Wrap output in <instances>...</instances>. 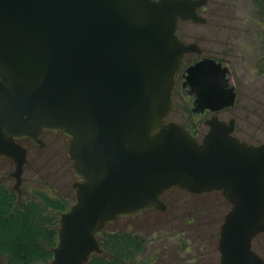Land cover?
<instances>
[{
  "label": "water",
  "instance_id": "water-1",
  "mask_svg": "<svg viewBox=\"0 0 264 264\" xmlns=\"http://www.w3.org/2000/svg\"><path fill=\"white\" fill-rule=\"evenodd\" d=\"M205 0H0V155L15 163L21 195L29 138L70 137L76 202L59 220L48 264H88L118 217L165 211L173 187L221 191L231 204L221 226V264H264L253 240L264 232V142L235 135L218 113L236 102L227 66L189 69L194 111L209 109L207 134L168 121L176 74L198 49L179 23L204 21Z\"/></svg>",
  "mask_w": 264,
  "mask_h": 264
},
{
  "label": "rangeland",
  "instance_id": "rangeland-1",
  "mask_svg": "<svg viewBox=\"0 0 264 264\" xmlns=\"http://www.w3.org/2000/svg\"><path fill=\"white\" fill-rule=\"evenodd\" d=\"M219 15L228 26L223 29L226 37L212 40L208 27L193 22L183 23L179 34L186 41H198L208 55L222 58L231 72V84L236 88V106L221 113L223 120L235 118V135L249 143L264 142V21L257 17L258 10L252 0H219ZM255 15L260 24L255 25ZM224 65V64H223ZM226 66V65H224ZM175 108L169 121L192 127L198 124L200 134L207 133V125L198 122L201 116H192L180 106L183 102L190 109L192 99H181L175 95ZM180 101V102H178ZM186 127V128H188ZM43 148L23 141L28 149V162L25 165L21 184L22 200L35 198V191H43L50 196L66 195L74 191L77 181L73 162L68 154L70 137L64 132L44 131ZM15 163L0 160V174L11 172L10 183L16 180L11 176ZM170 195L178 196L177 201H169ZM169 208L150 210L136 217L118 218L109 224L108 231L133 230L148 239L145 258L149 264H220L217 249L221 226L231 206L223 195L210 192L189 195L175 189L164 197ZM170 202V203H169ZM258 243L254 248L261 251ZM147 261V262H148Z\"/></svg>",
  "mask_w": 264,
  "mask_h": 264
},
{
  "label": "trees",
  "instance_id": "trees-1",
  "mask_svg": "<svg viewBox=\"0 0 264 264\" xmlns=\"http://www.w3.org/2000/svg\"><path fill=\"white\" fill-rule=\"evenodd\" d=\"M259 5L264 16V0ZM262 64L264 68V56ZM0 160L12 162L1 155ZM10 173L0 174V264H48L59 242L60 216L76 202L75 192L53 197L37 190L35 198L22 200ZM108 226L99 237L101 252L88 264H148L145 236L133 230L108 231Z\"/></svg>",
  "mask_w": 264,
  "mask_h": 264
},
{
  "label": "flooded vegetation",
  "instance_id": "flooded-vegetation-1",
  "mask_svg": "<svg viewBox=\"0 0 264 264\" xmlns=\"http://www.w3.org/2000/svg\"><path fill=\"white\" fill-rule=\"evenodd\" d=\"M252 2H253V5L255 6V8L259 9L258 10V13H257V17L258 18L261 17L263 19V21H264V16L261 15V8H260V5H259V0H252ZM220 5H222V4L219 2V0H205V2L197 10L198 15L200 17H202L204 19V21H194V20L181 21L179 23V28H178V31H177L179 37L186 44H196L198 46V49H196V50H194L192 52H189V53H186L185 54L184 65L180 69V71L177 72L176 77H175V80H176V88H175V91L173 92V99H174V96L175 95H178V94L181 96V99H183V100H185V99H192V103L194 105L193 108L190 109L183 102L180 104V106H181V108H182V110L184 112L185 111L186 112H189L190 115H192V116H195V117L196 116H201L202 119H199L198 122H201L203 120V123L205 125H206V121L210 117H212L214 115V112H212L209 109H205V110H201V111H194L193 110L195 108V106L197 105V99H198V95L197 94L198 93H197V90H196L195 86L192 85L189 82V80H188L189 69L191 67L195 66L197 63H199V62H201L202 60H205V59L215 60V61L220 62V63H222V64H224L226 66H228V65H227V63H224V61L222 60V58H218V57H214V56L208 55L206 53V51H205V48L204 47H201L199 45V42L198 41H188L187 42L186 39L183 38L179 34V30H180V27H181V25L183 23L193 22V23H197V24H204V25H206L208 27V31L207 32L209 33V36H210V38L212 40H214V39H216V40H222V38L226 37V34L223 31V29L228 26V21H225L222 18V16L219 15ZM257 17H256V15L254 17L255 20L253 22L255 23V25H259L260 24V19H258ZM238 94H239V92H237V97H236L235 105L233 107H231V108H234L236 106V103H237V100H238ZM174 102H176V101L174 100ZM178 102H180V101H178ZM174 108H175V106H174ZM231 108H226V109L220 111L218 113L219 117L221 118L220 115H221L222 112L228 111ZM232 119H235V118H230L229 120H226V121H230ZM185 127H188V126H185ZM236 127H237V120H236ZM188 129L191 130L196 136H198L200 134V132H201L198 129V124L195 123V122H194V125L192 126V129L193 130L190 127H188ZM235 131H236V129H235ZM206 134L207 133H204V132L201 133L202 136L199 139L202 140ZM28 140L31 142V140L29 138H22L19 141H21L23 143V141H28ZM175 189L180 190V191L185 192V193H188L189 195L190 194L191 195H198L196 193H191V192H189V191H187V190H185L183 188L173 187L170 190L166 191L162 195L161 199H162V201L164 203H165V201H164L165 195H167L168 193L174 191ZM212 192H214V191H212ZM218 192H220L223 195V193L221 191H218ZM206 193H210V192H206ZM199 194H204V193H199ZM177 198H179V197L178 196H174V195H170L169 201H171V202L177 201L176 200ZM165 205H166V210H167L169 208V204L168 203H165ZM231 208H232V206H231ZM152 210H158V209H152ZM162 212H164V211H162ZM122 217H129V216H121V217H118V218H122ZM256 243H258L257 245H259L260 250L261 251H264V232L259 233L254 238V240H253V249L264 258V255L261 252H259V250H257L256 248H254V244H256ZM218 244H219V241H218ZM217 249H218V247H217ZM218 251H219V249H218ZM148 264H149V261H148Z\"/></svg>",
  "mask_w": 264,
  "mask_h": 264
}]
</instances>
